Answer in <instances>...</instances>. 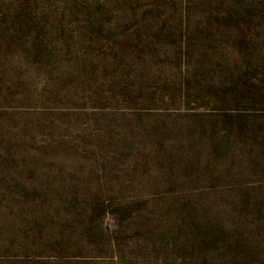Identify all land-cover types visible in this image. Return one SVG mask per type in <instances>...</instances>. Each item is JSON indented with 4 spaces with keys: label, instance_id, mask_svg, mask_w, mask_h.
I'll list each match as a JSON object with an SVG mask.
<instances>
[{
    "label": "rangeland",
    "instance_id": "obj_1",
    "mask_svg": "<svg viewBox=\"0 0 264 264\" xmlns=\"http://www.w3.org/2000/svg\"><path fill=\"white\" fill-rule=\"evenodd\" d=\"M0 264H264V0H0Z\"/></svg>",
    "mask_w": 264,
    "mask_h": 264
}]
</instances>
